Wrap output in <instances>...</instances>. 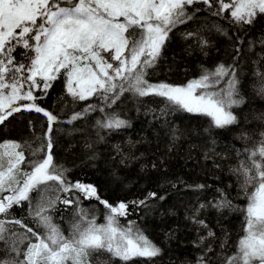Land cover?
Returning <instances> with one entry per match:
<instances>
[{
	"label": "snow or ice",
	"instance_id": "obj_1",
	"mask_svg": "<svg viewBox=\"0 0 264 264\" xmlns=\"http://www.w3.org/2000/svg\"><path fill=\"white\" fill-rule=\"evenodd\" d=\"M261 19L264 0H0V125L24 112L44 117L38 128L29 119V141L0 142V264H155L162 248L127 218L132 209L165 197L149 192L143 199L110 203L95 185L72 181L53 153L56 125L87 123L99 113L90 125L94 136L83 143L87 159L96 160L98 145L132 128L131 119L114 107L128 100L138 115L150 118L157 139H168L169 151L183 137L200 135L169 119L182 112L207 119L204 142L190 148L200 147L214 169H221L218 160L234 161L228 173L244 203L235 204L226 188L217 187L205 200L197 195L185 215L198 233L195 264H264V110L245 114L241 75L250 65L251 96L264 100V32L250 35ZM206 33L230 42L231 63L201 65L198 77L179 85L150 79L174 35L189 52L207 55L212 42ZM61 79L64 106L54 113L38 101ZM225 131L239 147L221 144L217 136ZM144 139L111 144L113 161L139 159L133 149ZM185 187L198 194L212 189ZM84 201L103 207L102 223L96 206L84 207ZM69 208L65 234L54 215ZM15 209L23 215H14ZM212 210L239 216L234 243L227 231L218 237L203 218Z\"/></svg>",
	"mask_w": 264,
	"mask_h": 264
},
{
	"label": "trees",
	"instance_id": "obj_2",
	"mask_svg": "<svg viewBox=\"0 0 264 264\" xmlns=\"http://www.w3.org/2000/svg\"><path fill=\"white\" fill-rule=\"evenodd\" d=\"M221 23L225 27L228 26L224 21ZM261 32H264V19L258 21L250 35L255 36ZM206 35L212 42L207 49V55L195 50L189 52L187 44L180 39L179 34L174 35L164 48L162 58L154 70L155 75L150 79L179 85L198 77L201 73V65L210 69L221 62L231 63V58L228 55L231 51L230 42L215 33H206ZM249 71L250 65H245L244 72L241 73L243 77L242 92L248 98V104L244 108L245 114L250 110H264V100L251 96V88L248 83ZM63 95L64 84L61 79L53 84L47 98L38 101V103L54 113H59L64 106L63 101L60 100ZM95 102H97L95 99L81 102L76 105V110L83 108L85 103ZM114 107L121 111V114L126 118L131 119L132 128L110 137L109 145H98V158L89 160L83 143L89 135L94 136L90 125L99 113L92 114L87 123L81 120L72 125L58 124L55 127L59 131L54 133L55 161L70 170L69 178L72 181L80 180L95 185L100 195L113 204L118 201L143 199L149 192H156L158 196H164L163 201L158 199L149 201V207L132 209L127 220L135 221L144 230V233L162 248V255L155 258V264H195L196 256L200 250L194 247L193 242L198 240V233L195 226L185 219V215L189 206L197 202V195H200L201 200H205L213 194V189L217 187L226 188L229 198L233 199L235 204L242 205L244 203L243 199L236 196L238 189L235 186V178L228 173V167L234 161L230 159L218 160L217 163L221 164V169H214L211 161L203 159L200 147L190 148L191 145H200L204 142L203 129L207 127V119L204 117L182 112L170 116L169 119L178 128L192 133H200V135L183 137L169 151L168 139L164 137L157 139L146 122L150 118H145L142 114L138 115L131 100ZM70 111L71 109H66L67 113ZM30 118L37 128L44 120L42 114L27 112L17 114L14 118L6 121L5 125H0V142L6 140L29 141L33 135L28 123ZM63 118L66 119L67 116L65 115ZM74 129L83 130L74 131ZM141 137L145 138L144 142L137 144L133 149L134 155L139 159L128 160L125 164L118 162L119 157L113 161L110 155L112 153L111 144L123 143L128 138L140 140ZM217 139L221 144L233 141L237 143V147L240 146L233 140V134L227 131L221 132ZM217 150L219 151L220 148ZM154 163L157 165L156 168L152 167ZM180 180H183L184 183H179ZM173 183L176 184L175 188L172 187ZM194 184H210L212 189L198 194L185 187V185ZM229 184L233 186L227 188ZM83 206H96L97 222H103L104 209L102 206H98L95 201L91 203L84 201ZM60 207L63 208L62 205ZM72 211L73 209L69 208L54 215V221L61 225L65 234H67L68 221L71 219ZM14 215L20 217L23 212L21 209H15ZM61 215L64 217L63 220L60 218ZM203 218L218 237H223L227 231L230 235V243H234L238 238L240 234L238 215L225 212L221 217L215 210H212L205 212ZM127 220L121 218V223L126 224Z\"/></svg>",
	"mask_w": 264,
	"mask_h": 264
},
{
	"label": "rangeland",
	"instance_id": "obj_3",
	"mask_svg": "<svg viewBox=\"0 0 264 264\" xmlns=\"http://www.w3.org/2000/svg\"><path fill=\"white\" fill-rule=\"evenodd\" d=\"M6 141H12V140H6ZM3 142H5V141H3Z\"/></svg>",
	"mask_w": 264,
	"mask_h": 264
}]
</instances>
